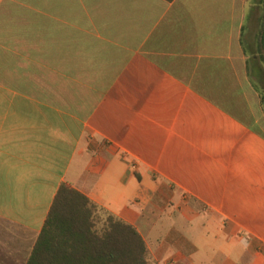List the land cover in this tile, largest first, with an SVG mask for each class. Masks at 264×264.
Instances as JSON below:
<instances>
[{
    "label": "crops",
    "instance_id": "1",
    "mask_svg": "<svg viewBox=\"0 0 264 264\" xmlns=\"http://www.w3.org/2000/svg\"><path fill=\"white\" fill-rule=\"evenodd\" d=\"M263 13L0 0V264H27L63 184L152 264H264Z\"/></svg>",
    "mask_w": 264,
    "mask_h": 264
},
{
    "label": "trees",
    "instance_id": "2",
    "mask_svg": "<svg viewBox=\"0 0 264 264\" xmlns=\"http://www.w3.org/2000/svg\"><path fill=\"white\" fill-rule=\"evenodd\" d=\"M257 56L264 64V13ZM262 95L264 105V91ZM27 264L152 263L149 246L135 226L63 184Z\"/></svg>",
    "mask_w": 264,
    "mask_h": 264
},
{
    "label": "rangeland",
    "instance_id": "3",
    "mask_svg": "<svg viewBox=\"0 0 264 264\" xmlns=\"http://www.w3.org/2000/svg\"><path fill=\"white\" fill-rule=\"evenodd\" d=\"M26 260H12V262H18V263H21V264H24Z\"/></svg>",
    "mask_w": 264,
    "mask_h": 264
},
{
    "label": "built area",
    "instance_id": "4",
    "mask_svg": "<svg viewBox=\"0 0 264 264\" xmlns=\"http://www.w3.org/2000/svg\"><path fill=\"white\" fill-rule=\"evenodd\" d=\"M133 168H135V166Z\"/></svg>",
    "mask_w": 264,
    "mask_h": 264
}]
</instances>
